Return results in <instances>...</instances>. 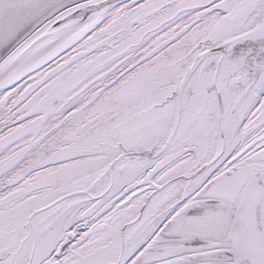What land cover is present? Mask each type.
<instances>
[{
	"label": "snow or ice",
	"instance_id": "1",
	"mask_svg": "<svg viewBox=\"0 0 264 264\" xmlns=\"http://www.w3.org/2000/svg\"><path fill=\"white\" fill-rule=\"evenodd\" d=\"M0 264H264V0H0Z\"/></svg>",
	"mask_w": 264,
	"mask_h": 264
}]
</instances>
